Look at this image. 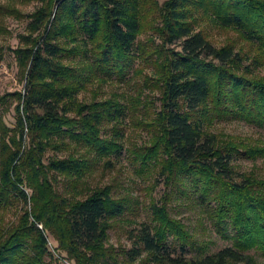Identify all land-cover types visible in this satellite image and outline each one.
Returning <instances> with one entry per match:
<instances>
[{"label":"trees","instance_id":"16d2710c","mask_svg":"<svg viewBox=\"0 0 264 264\" xmlns=\"http://www.w3.org/2000/svg\"><path fill=\"white\" fill-rule=\"evenodd\" d=\"M42 1L31 21L39 34L16 50L25 87L12 93L14 125L0 109V210L12 198L25 204L16 222L0 227V264H263L250 252L264 256V176L235 177L232 163L264 157V144L225 141L205 122L238 118L264 127V74L244 64L262 63L264 0ZM203 22L237 31L248 49L234 40L216 45L207 27L197 29ZM146 66L144 85L157 93L158 107L150 101L140 113L152 136L134 152L143 165L154 162L178 193L190 184L231 240L216 251L199 247L189 228L156 204L151 220L129 231V247L110 243L128 202L110 185L86 189L82 181L98 158L122 152L119 124L144 96L136 89L127 103L118 95L82 103L77 94L96 78L131 81ZM5 103L1 96L0 108ZM109 122L116 125L107 134ZM72 143L85 150L46 156L49 147Z\"/></svg>","mask_w":264,"mask_h":264},{"label":"rangeland","instance_id":"374dc122","mask_svg":"<svg viewBox=\"0 0 264 264\" xmlns=\"http://www.w3.org/2000/svg\"><path fill=\"white\" fill-rule=\"evenodd\" d=\"M158 1L163 2V0ZM42 5V0H0V97L5 96L6 100L0 109L5 120L11 125H14L16 120L14 105L17 103L16 96L12 93H24L25 87L24 72L17 59L16 50L30 47L32 45L31 39L39 34V31L31 30V21L33 19L32 14ZM206 27L209 37L216 45L234 40L236 45L248 49V44L240 38L237 31L219 29L206 22L201 23L197 29ZM149 31V29L143 30L139 39L143 42L146 41L147 36L150 35ZM252 54L254 55L255 52ZM259 55L256 53L257 57ZM260 58H263L262 63L257 65L251 62L252 59L244 61V64H248L253 74H264V56ZM147 73H151L150 68H143V73L139 72L128 82L96 78L87 83L77 94L78 101L82 103L93 100L99 101L115 95L127 103L125 97L138 93L136 89L141 92V96H144L141 97L143 103L138 106L139 111L135 115L132 114L133 116L131 115L132 112L129 111L122 123L119 124L124 135L122 152L110 157L98 158V161L92 165V169L82 177V181H85L86 189L110 185L117 198H123L128 202L124 213L114 221L113 227L109 230L110 243L116 246L125 245L129 247L132 244L129 231L138 227L141 222L151 220L152 205L156 204L157 206H164L173 219L184 223L193 234L199 247L208 252L216 251L222 246L230 244L231 240L229 236L224 237L217 230L207 207L197 198L190 184L186 182L185 191L187 194L178 193L174 184L165 182L164 176L159 173L154 162L143 165L141 157L137 155L138 152H134L136 148L145 146L146 143L149 144L152 136L147 128L141 124L140 120L147 118H142L140 113L145 112L146 103L153 102V99L155 104L150 102L149 108L157 109L158 107L155 98L157 93L144 85L147 82L144 75ZM70 115H74V113L71 112ZM205 124L208 130L225 141L243 142L247 146L264 144V127L247 123L244 120L211 118L210 120L207 119ZM115 125V122L105 124L108 129L107 134L112 132L111 130ZM80 149L74 150V143L70 147H49L46 156L61 158L70 153L78 154V151L83 152L85 150ZM107 160L109 164H106ZM232 165L235 177L250 172L264 176V157L247 158L241 156ZM58 179L60 180L57 186L63 189L62 185L65 181H62L63 178L59 175ZM24 206L25 204L21 199L12 198L8 206L0 210V227L16 222ZM250 253L259 263L264 264L262 253L256 249H252ZM65 264L68 262L65 261Z\"/></svg>","mask_w":264,"mask_h":264},{"label":"built area","instance_id":"2783aa9c","mask_svg":"<svg viewBox=\"0 0 264 264\" xmlns=\"http://www.w3.org/2000/svg\"><path fill=\"white\" fill-rule=\"evenodd\" d=\"M68 264H70V263H68Z\"/></svg>","mask_w":264,"mask_h":264}]
</instances>
